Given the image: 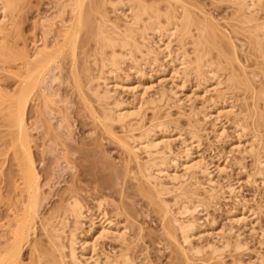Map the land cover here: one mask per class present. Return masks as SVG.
I'll list each match as a JSON object with an SVG mask.
<instances>
[{
    "label": "rangeland",
    "instance_id": "1",
    "mask_svg": "<svg viewBox=\"0 0 264 264\" xmlns=\"http://www.w3.org/2000/svg\"><path fill=\"white\" fill-rule=\"evenodd\" d=\"M10 1L13 3L14 9L10 13L11 15L8 14L7 19H5L6 21L3 27L6 29L7 33L5 32L6 36L4 34L3 40H5L4 41L5 43L7 42L6 43L7 45L9 44L8 45V47H10L9 51L13 49L11 52L17 53L19 55V58L18 60L15 61L12 58L11 55L12 53L9 54L8 51L4 52V54L0 56V101H1L0 114H2L0 115V194H1L0 248L4 246L5 242L7 241L6 239H8L9 236H11L10 233L12 232V229H14L11 227L13 226V223L15 221L14 217L17 216V214L20 215V213L22 212L20 189H22L23 186H22V181L19 179H21L20 177L22 174V170L26 164V155H24L25 153L23 154L18 147L14 148L12 146L16 142L15 140L17 139L18 135L16 132L17 129L14 124L15 118L13 116L12 111L8 107L9 102L11 101L9 95H12L18 90L19 81H20L18 76L20 75V72L17 70L23 67L24 61L33 60L35 53L38 51H54L56 48L60 46L62 41L63 31L66 26V22L68 21L69 18L68 0H10ZM199 1L200 0H198V2ZM201 1L199 2L200 4L199 3L196 4H199V7H201L200 6L201 3L202 5L204 3L205 6H202L205 7L204 10L206 12L207 10H209L210 14L211 15L213 14V17L215 16L214 18L217 19V22L219 24L222 23L221 19H223L224 17L227 18L229 17L231 19L230 17L231 15H229V12H231L230 10L232 9V7L226 5L228 2L224 1L226 3L225 4L223 1L222 2L213 1L214 3L212 4L211 3L212 1L210 2V0L207 1L201 0ZM208 2H210V4H208ZM227 6H229L230 8ZM214 7L215 10L213 9ZM109 8H110L109 6L108 8H106V13H107V9ZM111 10L112 9L110 8V12L108 11L107 13V15L109 14L111 20L116 19L115 17L118 16H119L118 17L119 20L120 18L122 20V17L119 14L115 13L116 14L115 15L112 13ZM222 15L225 16H223L222 18L221 17ZM259 15L260 17L263 18L264 12L263 14L259 13ZM225 19H223V21H226ZM230 19L229 22L231 21ZM222 25L223 24H221V27ZM227 25H225V27L223 25V29L226 30V32H227V28L230 30V27H228ZM87 29L88 28H86L85 31L88 32ZM229 30L228 33H230V35L231 34L234 35V33L229 32ZM85 31L83 29L80 32L81 35L79 36L81 37V39H78L79 48L77 49H80L82 47V45H80L79 42H81V44L83 43L87 44L85 41L87 39V36H85L86 35ZM89 38L91 39L90 36H88V39ZM234 38L232 39L235 40L233 41L235 42V45L239 46L237 48L239 49L240 52L238 50L237 51L239 53L238 54L239 59L242 62V63L240 62L241 65L239 66H243L241 67V72L244 69L242 73L245 72L243 75L245 76V80H247L245 82L243 81L244 78L241 80L242 77L240 76L241 73L240 67L238 66L237 63L233 64L235 65L236 69L239 68L238 70L239 72H238L233 67L235 70L234 75L236 79L238 75L240 76L238 79L241 83L239 84V87H243L244 83L246 84L247 82H249L246 85L247 87H249L248 85L251 86L253 84V89L257 87L255 90L264 92V64L260 65L259 63L261 59L260 60L256 59L257 58L256 56L254 58L251 55L248 56L249 54H247L248 52L247 50L249 48L247 46V43L244 41L245 42L244 44V42L238 40V38L242 39L244 37L240 38V34H239L238 37L234 36ZM92 42L89 41L88 44L89 46L85 45V47L87 46L88 49L87 47L86 48L82 47L85 48L83 49V51L82 48L78 50L76 58H78L77 59L78 63L81 64V66L82 64L87 65V67L90 68L89 73H91L92 76L97 75L98 78V75L101 74L99 73V71H101L102 69L101 67H99L100 64L98 63L95 64L94 60L90 57L92 56L91 54H93L92 53L94 50L93 48H95V44ZM91 45L92 48H90ZM177 45L178 44L175 42L172 44L171 50L173 52L177 51L178 48ZM88 52L91 54H89ZM213 53L215 52L213 51ZM244 53L247 54V58ZM139 55L136 54L135 59L136 61L138 60L137 64L138 66L140 64L139 69H141L144 65V63L142 62L143 61L145 62V60H141L142 59L140 58L141 55L140 57ZM86 56L90 57L89 60L88 58H86L87 62L86 59L84 60ZM84 61L86 62L85 64ZM157 61L158 62H155L153 64L150 62L151 67L146 65H145L146 67H144L145 68L144 73L148 77L147 81L150 84L152 83V85H150L151 88L147 91V94L149 93L147 95L148 97L146 96L145 97L147 98V100L150 98L149 99L150 102H153V100L155 102L156 99L158 101L159 100L157 95L158 93L155 94L154 92L162 91V92H166V101L164 98V100H162L160 103L153 102L155 106L153 105V103L152 106L148 104H146L147 106L144 105L143 109L141 110V112H143L141 113V115L144 116L141 117L142 126L134 127V129L137 128L138 130L137 132L136 130H134V133L132 132V134L137 136L139 134V127L140 128L142 127L143 129L145 128V130L148 128L147 130H150L152 131V133L154 132L156 134H159L160 132L162 133L161 130L167 131L166 133L167 134L169 133V135L171 134L170 136H172V134H176V131L179 130L178 132L179 134H181V137L178 138L177 136H175L174 138L173 136L174 139L171 138L172 139L171 153L173 154L172 155L173 157H180V158L184 157L183 155L184 147L182 145L183 143H181L182 140H190V135L192 137V134L193 136H195V138L197 137L199 140V145L198 148L196 149L197 152H195L196 153L195 159L197 160L198 157V160H200V162L203 159V161L205 162L202 161V164L203 163L205 164L207 162H208L207 164L213 162L215 163L217 162V160H219L217 163L222 165V166L220 165V167L225 166L224 167L225 171L223 169L220 172L219 171L211 172V179L214 182L213 184L215 185L207 184L206 179L202 174L201 175L199 173L195 174V177L193 175L194 177L193 181L194 180L197 181L198 179L197 182H199L201 186L197 187V185H195L196 187L192 186L191 189L193 187L199 188L197 189V192H195L196 191L195 188H194L195 191L194 190L193 191L198 196H200L198 199H201L202 202H204V206H206L199 209V211L204 209L202 212H200L201 214L200 213L196 214V218H197L196 224L198 225L197 226L198 229L201 230L200 227L204 225L203 227H207V228L209 227L208 228L209 230L215 226L214 228L218 230L223 229L224 231L225 230L227 231L228 228L231 226L229 223L228 213L230 214L231 213L230 211L234 209L235 206H237L236 204L241 202L240 205L243 206V209L246 212L247 217L250 216V212H251V216L249 218L252 220H249V218L248 220L250 222L253 221L251 222V225L253 224L254 225L252 226L253 228L249 227L247 229L243 228L242 225H238V226L234 225L233 227L235 232L237 234H240L241 236L240 238L242 239L241 241L243 243L244 242L246 243L247 249L239 252H233L231 251V249H228V251L225 250L224 251L225 253H223L221 258L222 261L221 262L219 261V263L231 264L232 260L230 258H234V260L235 259L238 260V258H235L236 256H238L240 258V261L245 264L255 263V261L257 260L260 261L262 258L264 259V179L259 177H254V174L257 169V165H256L257 159L260 158L261 160L264 161V103H263L264 101L261 99L262 97L259 95L260 92L258 91L259 92L258 93L255 91L254 93L253 92L254 90L250 87V89H252V93H250V97L251 95L254 96L256 95L257 96V97L255 96L256 101L259 96H260L259 99L262 100V101H258L256 104L254 100L252 99L249 100L250 97H249V92L247 91L248 88L245 89L243 87L238 89L239 87L236 85L235 88L232 87L234 89L233 90L232 88H230L231 86L229 87L228 84L225 82L227 76L226 77L220 76L219 82L221 84L216 86L218 92L217 93L211 92V96H212L211 98L213 99L215 104L217 103L216 104L217 106H220V108L223 107L224 110H228V111L232 110L231 111L232 114L227 115L226 118L221 117L222 120L221 125H223L225 134L223 133L220 136L217 135L218 136L217 137L214 131L216 129L212 128L213 119L209 117L206 119L203 117L204 115L203 113H205L207 107L209 106L207 105V103H205L204 94L202 95L204 98L199 97L202 94L201 88L205 86V82L203 80H199L194 77L188 78L187 80L189 82L186 80L185 83L186 85L184 88L185 93L189 94L193 90L192 92L194 93V96L196 95L197 97L198 95V97L197 99L193 97L191 100H189V102H187L182 100L183 97L181 96V94H178V97H180L181 101L176 104L174 97H172V94L169 93L171 88L170 85L168 83H165L166 81L164 80V77H166L165 76L166 74H164L163 76L162 73L163 70L168 67L167 63L169 60H164L163 58H161V56H158ZM71 62L72 61L68 53H64L58 59L57 64H55L51 70L45 72L41 76L40 83L38 84V87H36L32 95L30 96V99L28 100L24 113V126H25L24 138L27 141L29 153L39 177L38 180L39 197L41 199V207L39 210L40 211L39 213L41 215L40 217L43 218L44 220L45 218L46 220L49 219L47 220L48 222L52 221L53 223L57 224V222H59L60 220L59 218L61 217V215H63L62 211L66 209L62 207L68 201H71L73 198H75V196H73L75 194L76 199L78 197V199L81 200L80 202H82L84 204V207L86 206L85 208L88 209L90 212V213L86 212L85 215L86 217L87 216L88 217L82 219L81 221L82 226L80 231L82 233H85L89 229V222H88L89 217L92 213H95L97 209L96 205H98V203L96 202L98 201V199H100L99 202L100 203L102 202L101 204L111 220L112 218H114L113 219V221L115 220L114 222H117L124 226L126 225L125 227H129V229L126 231L127 234L126 243L128 244L127 246L126 243L120 246L121 244H118L116 242L103 240L101 243L102 250L99 249L100 253H102L101 251H103L104 249V252H108L107 254L117 256L119 255V253H122L123 251H130L128 252V254L131 256L130 258H133L134 262H136L137 264H185L181 259H178V257H176L178 256L175 255L176 253L175 254L172 253L173 252L171 250L172 248L170 249L172 245L169 243V241L167 242L165 240L167 238L163 236L164 233L162 230L160 215H158L159 212L157 211V207H156L157 205H155L157 202L150 201L146 196L145 197L143 196L145 193L143 194L138 191L140 189L142 190V183H140L141 184L140 185L137 183V181H135L137 179L138 182H140L139 181L140 178L137 177L138 175L136 176V179L133 177L134 181L130 180L132 176H129V174L136 168L133 169L129 168L131 171L128 170V172L130 173L126 172L128 168H126L127 163L125 164L126 161H124L125 155H123V152L121 151V148H119V145H117L118 143L115 141V139L111 137L114 139L112 140L109 137L110 135L108 136L106 134L107 132L101 127V125L99 124L96 118L97 116L101 117V113H103V110L105 109L107 110V108H112V106H114L113 102L117 103L118 101L119 103L123 102L122 104L133 105L134 98H132L133 97L131 96L132 94L130 93L131 94L130 95L128 91H125V89L117 88L115 90H112L111 94L113 96L111 95V99L108 102H104V103L98 102L93 96L92 91H94L97 85L100 87V89L98 86L96 87L97 90L99 89L98 90L99 92H102L104 90L102 80H99L97 82L96 81L92 82L91 86L87 89L88 91H86V87H84L83 89L84 94H86L84 98H86L87 100L83 98L81 99L80 96H78L79 94L75 89L74 79L72 77L73 75H72ZM78 63H77V67H80ZM129 63L130 61H125L124 65L123 64L121 65L120 72H118L117 77H119L121 80H124L123 82H125L126 80L125 78L126 75H132L129 69L133 64L132 63L129 64ZM261 63L264 62H262L261 60ZM98 68H100L101 70ZM103 71L104 72L106 71L105 72L106 74L103 73L101 75L103 77L108 78L107 69L106 70L103 69ZM229 71H226V73ZM92 72L94 74H92ZM95 72L98 74H96ZM160 78L163 80L159 81ZM229 85L234 86V84H229ZM237 89L239 91L240 90L242 91H240L239 93ZM243 89L245 91H243ZM245 93H247V95ZM151 97H153L152 101H151ZM255 97L252 96L253 99ZM2 99L5 101H3ZM87 101L90 102L87 103ZM190 101L192 102L190 103ZM246 103L247 105L243 106ZM251 106L252 108H250ZM155 107H157L158 109ZM152 109H155V111ZM253 113H255L254 114L255 116L253 115ZM7 114L9 115V118ZM235 115L237 117H235ZM256 115L260 117V118L258 117L259 120ZM239 116H246V118L248 117V119L246 121L245 117H239ZM254 117L257 119V121H255L256 119H254ZM241 118H243V121H240L242 120ZM244 121H246V123H243ZM158 123L160 125L161 123L162 124L165 123L164 125L166 128L158 127L160 129H156L157 126L156 128H154L155 127L154 125L156 124L159 125ZM238 123L239 126H241V124L243 126L244 124L243 128H240L241 130L236 129V126L238 127ZM152 129L155 131H153ZM174 129H176V131ZM112 130L114 131L113 133L117 135V136L115 135V137H121L123 136L124 131L126 133L127 129L126 130L122 129L120 126H117V124H114V126H112ZM235 130H237L239 135L241 134L240 135L241 148L239 150L240 153L236 151L237 149H234L236 151L235 152L231 146V144L233 143L231 141L232 140L235 141L236 138L234 134ZM253 136L255 138H253ZM250 143H253L254 145L253 148H255L254 152L252 153L250 152L248 153L245 151L246 149L248 150V146ZM242 147L245 149H243ZM141 157L144 158V155H142ZM122 166L125 167L126 169L125 172L128 173V175L126 174V176L124 174L125 177H123L124 170L122 171V169L124 168H122ZM129 166L127 165V167ZM131 167H135V166H133L132 164ZM177 170L180 173V174L178 173L179 175H183L184 171L182 168L178 167ZM188 173L185 174L188 176V177L186 176L185 178L186 181L185 179L184 181L182 180L184 183L187 182L189 178L192 179V177H190L191 175H189L190 173L189 174ZM131 174L134 176V173ZM193 181L191 180L190 184L193 183ZM164 183H167V181H165ZM188 184L189 183L187 182L186 185L188 186ZM229 184L234 185L236 191L234 194L235 197L238 195L237 196L238 199L234 198V196L233 197L229 196L228 190L226 188L228 187L227 185ZM136 185L138 187L140 186L139 187L140 189ZM212 187L215 188L214 189L215 191L213 193L216 196V197L214 196L213 199H211V197L209 198V194H210L209 191L213 189ZM165 197H166L165 200L170 201V197L168 196ZM66 198H70V199L72 198V199L71 200L67 199V201H64L66 200ZM59 208H62V211L61 209L58 210ZM116 209L118 210V212L121 213L119 216L117 213V217H114L115 214L113 215V213L116 212ZM57 211L59 212L61 211L60 217ZM156 211L158 212V214L156 213ZM252 211L253 212L255 211L254 215L252 214L253 213ZM36 227H37L35 233L36 238L34 239L36 240L39 239V242L42 241L43 243L45 238L42 235H44V233L41 232L42 230H40V226L38 227V224ZM67 228L69 230L70 227ZM250 229H252V231ZM201 236L202 237L199 240L193 238L194 240L193 243H195V245L203 246L205 245L204 242L207 243L208 241H210L207 235H201ZM226 236L228 237V235ZM231 237L233 238L229 240L232 242L234 241L233 239H235V237L233 235ZM202 238L204 240H202ZM36 240H32V241H36ZM44 244H46L45 245L46 249L48 248L47 242L45 240V242L41 244L43 248L42 251H44L45 248ZM28 247L30 249V246ZM123 247L125 249H123ZM25 248L26 249H23L21 254L20 264H35V262L37 261L35 255L34 257H32L31 253L28 251L29 249L27 248V246ZM40 248L41 246L39 247V249ZM78 251H80V248L78 249ZM29 253L31 255L30 257L36 259V261L32 262L31 258L29 259ZM232 253L234 254V257L232 256L233 255ZM203 254L204 255L202 256L206 259L207 253H203ZM202 256L198 258L202 259L203 262L201 260L197 262L196 261L197 258H196L194 261L191 260L192 262L191 264H210L213 261L217 262L216 260H213L210 261V263H208V260L211 259L209 255L207 256V258H209L207 259V262L205 261V259H203ZM177 260L178 261L181 260L179 261L180 263L177 262ZM41 261H45V263L43 264L52 263V262H47V259ZM262 262H264V260ZM36 264H38V262Z\"/></svg>",
    "mask_w": 264,
    "mask_h": 264
},
{
    "label": "bare ground",
    "instance_id": "2",
    "mask_svg": "<svg viewBox=\"0 0 264 264\" xmlns=\"http://www.w3.org/2000/svg\"><path fill=\"white\" fill-rule=\"evenodd\" d=\"M68 1H69V18L68 21L66 22V26L63 31L62 41L60 46L56 48L54 51H38L35 53L33 60L24 61L23 67L21 66L22 68L17 70L20 72V75L18 76L20 80L18 90L12 95H9L11 101L9 102L8 107L12 111L13 116L15 118L14 124L17 129L16 132L18 135L17 139L15 140L16 142L15 143L13 142L14 144L12 146L14 148L18 147L23 154L25 153L24 155H26V164L24 163L25 166L22 170V174L20 177L21 179H19L22 181V186H23V188L20 189L22 212L20 211L21 212L20 215L17 214V216L14 217L15 221L13 223V226H11L14 229H12V232L10 233L11 236H9V238L6 239L7 241L5 240L6 242L4 246L0 248V264H20L21 254L23 249H26L25 248L26 246L28 249H29L28 246H30V249L28 251L31 253L32 257H34L35 255L37 261L36 259L31 258L30 257L31 255L29 253V259L31 258L32 262L36 261L35 264L37 262L38 264H43L45 263V261H41V260H45V259H47V262H52L49 264H53V263L55 264H98V263L99 264L100 263L101 264H135L136 263L134 262L133 258H130L131 256L128 254V252L130 251H123V252L120 251L122 253H119V255L117 256L107 254L108 252H104V249L103 251H101L102 253H100L99 249L102 250L101 243L103 240L116 242L118 244H121L120 246L124 245L126 243V238H127L126 231L129 229V227H125L126 225L124 226L117 222H114L115 221V220L113 221L114 218H112V220L110 219V217L107 215L104 207L101 204L102 202L101 203L99 202L100 199H98V201L96 202L98 203V205H96L97 209L95 213H92L89 217V221H88L89 229L85 233H82L80 231L82 226L81 221L82 219L88 217V216L86 217L85 213L89 212V210L85 208L86 206L84 207V204L80 202L81 200L78 199V197L76 199L75 194L73 195L75 196V198L72 197L73 198V199L71 198L72 200L70 198H66V200H64V201H67V199L71 200L68 201L67 203L63 202L66 203L62 207V208H66L65 210L62 211V208L58 209V210L61 209L63 215L60 214L61 211L60 212L57 211L59 213V217L61 215L60 218L58 217L60 220L59 222H57V224L53 223L52 221L48 222L47 220L49 219L46 220L45 218L44 220L43 218L40 217L41 215L39 213L40 212L39 210L41 207V199L39 197V185H38L39 177L36 168L33 164L32 158L30 156L29 149L27 146L28 145L27 141L24 138L25 135L24 113L28 100L30 99V96L32 95V93L40 83L41 76L45 72L51 70L53 66L57 64L58 59L64 53H68L72 61L71 62L72 75H73L72 77L74 79L75 89L79 94L78 96H80L81 99L83 98L87 100L86 98H84L86 96L83 90L84 87H86V91H88L87 89L91 86L92 82L94 81L97 82L99 80H102L104 90L102 89L103 91L99 92L98 90L100 89V87L97 85L99 89L97 90L96 89L97 86H96L95 87L96 90L94 89V91H92L93 96L98 102L101 103L108 102L111 99L112 90H115L117 88L125 89V91H128L129 94L130 93L132 94L130 95L133 96L132 98H134V101L132 100L133 105L122 104L123 102L119 103L118 101L117 103L113 102L114 106H112V108H107V110L105 108H102L105 110H103V113H101V117L97 116L96 118L99 124L101 125V127L107 132L106 134L108 136L110 135L109 136L110 138L113 137L115 139V141L118 143L117 145H119V148H121L123 155H125L124 161H126L125 162V164L127 163L126 168H128L126 172H128V170L130 169L136 168L134 169L135 171L133 170L134 172L133 171L131 172L134 173V176L130 172H128L130 173L129 176H132L130 180L134 181L133 177L136 179V176L138 175L137 177L140 178L139 180L140 182H138L137 179L135 181H137L138 184L142 183V190H144L142 191L139 188L140 186L138 187L136 185L140 189L138 191L143 194L145 193L144 195L143 194L142 195L144 197L146 196L150 201L157 202L155 205H157L156 207L159 214L157 211L156 213L160 215L162 230L165 235L163 233L162 234L165 238L168 239L165 240L167 242L169 241V243L173 246L172 247L168 243L171 246L168 247H170V249L172 248L171 249L173 251L172 253L173 254L176 253L175 255H178L176 257H178V259H181L185 264H191L192 263L191 260L194 261L196 258L198 259V260L196 259L197 262L200 260L202 261V259L198 257L204 255L203 253H207V256L209 255V257L212 259V260L211 259L208 260V263H210V261L216 260L217 262L213 261L211 263L222 264L219 263V261L220 262L222 261L221 258L223 253H225L224 252L225 250L228 251V249H231V251L233 252L246 250L247 249L246 243L245 242L243 243L241 241L242 239L240 238L241 237L240 234H237L235 232L233 226L242 225L243 228L247 229L249 227H252L254 224L251 225V222L253 221L251 222L249 221L252 220L249 218L251 216V212H250V216L247 217L246 212L243 209V206L240 205L241 202L236 204L237 206H235V208L230 211L231 212L230 214L228 213L229 223L231 226L228 228L227 231L226 230L224 231L223 229L218 230L214 228L215 226L214 227L211 226L212 228L210 230L208 229L209 227L208 228L203 227L204 225L203 226L200 225L202 227V228L200 227L201 230H199L197 227L198 225L196 224L197 221L196 214L202 212L204 209H202L201 211H199V209L206 206H204V202H202L201 199H198L200 196H198L195 193L197 192V189H199V188H195L196 187L195 185H197V187L201 186L200 183L197 182L198 179L197 181L194 180L195 182L193 181L195 174L199 173L200 175L201 174L204 175L207 184L212 185L214 182L211 179V172L212 171L220 172L225 167L224 165H223L224 167H220L221 164L217 163L219 160H217V162L215 163L213 162L207 164L208 163L207 162L205 164L204 163L202 164L203 159L201 162L200 160H198V157H197L198 161L195 159L196 158L195 152H197L196 149L198 148L199 145L198 138L197 137L195 138V136H193L192 134V137L190 135V140H182L181 143H183L182 145L184 147L183 148L184 157H182L184 159H182L180 157H173L172 156L173 154L171 153L172 151L171 140L174 139L175 136H177L178 138L181 137V134H179L178 132L179 130L176 131V129H174L176 131V134H172V136H170L171 134L169 135V133L167 134L166 133L167 131L161 130L162 131V133L160 132L161 134L160 133L156 134L154 132L152 133V131L150 130H147L148 128L145 130V128L143 129L142 127L141 128L139 127V134L137 136L133 135L132 132L134 133V130H136V132L138 130L137 128L134 129V127L142 126L141 117L143 115H141V113L143 112H141V110L143 109L144 105L148 104L152 106V103L154 102V100L153 102H150L149 100L150 98L148 100L146 98L148 97L147 95L149 94V93L147 94V91L151 88L150 85H152V83L151 84L148 83L147 81L148 77L144 73V69H145L144 67L150 66V62L152 64L158 62L157 61L158 56H161V58H163L164 60H169L167 63L168 67L165 68L162 73L163 76L164 74H166L164 80L166 81L165 83H168L171 87L169 93H171L172 97H174L175 103L177 104L178 102L181 101L180 97H178V94H181V96L183 97L182 100L187 102H189V100H191L193 97L197 99L198 95L197 97L196 95L194 96V93L192 92L193 90L189 94L185 93L184 91V88L186 86L185 83L188 78L194 77L199 80H203L205 82V86L201 88L202 94L199 97H203L202 95L204 94L205 98L204 97L203 98L205 100V103L209 105L207 107V110L206 109H205L206 111L204 110L205 113H203L204 114L203 117L206 119L208 117L213 119L212 128L216 129L214 130L216 136L217 135L220 136L221 134H223L225 131L223 125H221V121H222L221 117L226 118L227 115L232 114L231 112L232 110L230 111L224 110L223 107L220 108V106H217L216 105L217 103L215 104V102L211 98L212 97L211 92H215V93L218 92L216 86L221 84L219 82L220 76L221 77L227 76L225 82L228 84L229 87L231 86L230 88L232 87L235 88L236 85L239 87V84H241L240 81L238 80L240 76L242 77L241 80L244 78L243 81L244 82L247 81L245 80V76L243 75L245 72L242 73L244 71L243 68L241 72V67L243 66H239L241 65L242 62L238 56L239 49L237 47L239 46L235 45V42H233L235 41L234 36L238 37L240 34V38L244 37L242 39L238 38V40L242 42L245 41L247 43L249 49L248 50L245 49V50L248 51L247 52V54H249L248 56L251 55L253 56V58L256 56L257 57L256 59L259 60L261 59L262 62H264V17L262 18L259 15V13L263 14L264 12V5H263L264 0H210V2L212 1L211 2L212 4L214 2L225 1L228 2L227 4L224 2L226 5L232 7V9L230 10L231 12H229V15H231L230 16L231 19L229 17L223 18V16L225 15L221 16L223 19L226 18L225 19L226 21H223V19H221L222 23L221 21L220 23L223 24L224 27L227 24H228L227 26L230 27V30L226 27L227 32L226 30L223 29V25L221 27V24L217 22V19L214 18L215 16L213 17V14L212 15L210 14L209 10H207V12L204 10L205 7H202L205 6L204 3L203 5L201 3L200 5L201 7H199L200 4L199 2L201 0L199 2L198 0H195L196 2L193 0H68ZM210 2H208V4H210ZM108 6L112 9L111 10L112 13L119 14L122 17V20L121 18L119 20L118 18L119 16L115 17L116 19L111 20L109 14L107 15L108 11L110 12V8L107 9V13H106V8H108ZM215 7L213 8L214 10ZM13 9H14V5L10 0H0V56H2L4 52L8 51L9 54L12 53L11 54L12 58L16 61L18 60L19 55L17 53L11 52L13 49L9 51L10 48L8 47L9 44L7 45L6 44L7 42L5 43L4 42L5 40H3L5 32L7 33L3 25L6 21L5 19H7V15L10 14L13 11ZM229 19L232 21V23L231 21L229 22ZM86 28H88L87 29L88 32L85 31ZM83 29L86 32V35L85 34L84 35L87 36V39L88 36H90L91 39L89 38L88 41L87 39L85 40L87 44H84L83 43L84 41L82 42L83 44L79 42L80 45H82V47H85V45L89 44V41L90 42L93 41L92 43L95 44V48H93L94 50L92 49L93 54L89 53L90 51L88 52L93 57L90 55L88 56H90L94 60L95 64L97 63L100 64L99 67H101L102 70L100 68L98 69H100L102 72L99 71V73L103 74L106 72V71L104 72L103 69L104 70L107 69L108 78L103 77L101 74H99L100 77L98 75V78L97 75H94L96 76L94 77L91 75V73H89L90 68H88L87 65L82 64L81 66V64L78 63L77 60L78 58H76V55L78 50L82 48L81 47L80 49H77L79 48L78 39H81L79 35H81L80 32ZM228 30L229 32L234 33V35L231 34L232 38L234 39L231 38V35L230 33H228ZM174 42L178 44L177 45L178 48L176 52H173L171 50L172 44ZM85 48H82V51ZM90 48H92V45ZM213 51L215 53H213ZM136 54L138 55L140 54L141 57L140 55L139 57L142 58L141 60H145V62L144 61L142 62L144 63V65L141 69H139L140 64L139 66L137 64L138 60L136 61L135 59ZM247 54H245L246 58H247ZM90 57L86 56L84 60L86 58H88L89 60ZM261 60L259 63L260 65L264 64L261 63ZM125 61H130V63L133 64L129 69L132 75H126L125 77L126 83L123 82L124 80H121L119 77H117L118 72H120L121 70V65L122 64L124 65ZM86 62L84 61V64ZM77 63L80 65V67H77ZM236 63L240 67V72H241L240 76L238 75L237 79L234 75V71L235 70L238 71L239 68L236 69L235 65H233ZM233 67L235 68V70ZM226 71H229L230 73L229 72L226 73ZM92 74L94 73L92 72ZM161 80L163 79L160 78L159 81ZM122 82L125 84H123ZM248 83L249 82H247L246 84L244 83L243 87L245 89L248 88L247 91L249 92V97H250V93H252V89H253V84L251 86L248 85L249 87H247L246 85ZM229 84H234V86ZM243 87H239L238 89ZM250 87L252 89H250ZM256 88L253 89L254 93L255 91L256 92L259 91V90H255ZM238 89L237 91H239ZM243 91L245 90L243 89ZM154 93L155 94L158 93L157 94L158 99L160 100L157 101L156 99L155 102L160 103L162 100H164V98L166 101V92L161 91ZM247 93L245 94L247 95ZM259 95L262 97L261 99L264 101L263 98L264 92H260ZM252 96L255 97L256 95L255 96L251 95L249 100L251 99L254 100L256 104L258 101H262L261 99H259L260 96L257 98V101H256L257 96L254 99L252 98ZM152 99L153 97H151V101ZM146 100L148 101V103ZM89 102L90 101H87V103ZM191 102L192 101H190V103ZM246 105L247 103L243 106ZM250 108H252V106ZM152 110L155 111V109ZM254 114L255 113H253V115ZM235 117L237 116L235 115ZM239 117L246 118V116H239ZM258 117L259 116H257V118ZM241 119L242 120L240 121H243V118ZM247 119L248 117L246 118V121ZM254 119L256 118L254 117ZM246 121H244L243 123H246ZM255 121H257V119ZM114 124H117V126H120L122 129L125 130L127 129L126 130L127 134L124 131L123 136H121L122 138L115 137L116 134H114L113 133L114 131L112 130V126H114ZM164 124L162 123L161 125L156 124L154 125L155 126L154 128H156V126H157L156 129H160L158 127L166 128ZM243 126L242 124L241 126H239L238 123V127L236 126V129L241 130L240 128H243ZM234 134L236 136L235 141L232 140L231 142L233 143L231 144L230 142V144L233 150L237 149L236 151L240 153L239 150L241 148V139H240L241 134L239 135L237 130L234 131ZM254 136L253 138L256 137ZM113 138L111 139L114 140ZM253 146H254L253 143H250L248 146V150L246 149L245 151L248 153L254 152L255 148H253ZM142 155H144V158L141 157ZM256 163H257L256 164L257 169L254 174V177H259L264 179L263 177L264 161L258 158ZM132 164L135 167H131ZM127 165L128 166L131 165V166L127 167ZM124 166H122V168H124L122 169V171L124 170L123 177H125L126 174L128 175V173L125 172L126 169ZM178 167L183 169L184 171L183 175H179L180 173L177 170ZM187 173L191 175L190 177H192V179L189 178L190 181L187 180V182L189 183L188 186L186 185L187 182L185 183L183 182L187 176L185 174ZM191 180L193 181V183L190 184ZM165 181H167V183H164ZM168 182L170 185L168 184ZM230 184L227 185L228 187H226L228 190V194L230 197L234 196V198H237L238 195L236 194L237 196L235 197L234 194L236 192L235 187L233 184L232 185ZM192 186L195 187L191 189ZM194 188L196 191L194 190ZM214 189L215 188L211 189L212 191L211 190L209 191L210 192L209 198L211 197V199H213V197L215 196L213 193L215 191ZM165 196L170 197V201L165 200L166 198ZM0 198H1V194H0ZM254 212L252 213L253 215L255 214ZM117 213L119 216L121 212H118V210L116 209V212L113 213V215L114 214L116 215V216L114 215V217H117ZM37 224L38 227L40 226V230H42L41 232L44 233V235L42 236L45 238L47 242L48 248L46 249L45 246L46 244H44L45 246L44 251H42L43 248L41 244H43L45 240L42 243V241L39 242V239L38 240L34 239L36 238L35 233L37 230L36 227ZM67 227H70L69 230ZM250 230L252 231V229ZM201 235H207L210 241H208L207 243L204 242L205 245L203 246L199 244H198L199 246H197L195 245V243H193L194 242L193 238L199 240L202 237ZM226 235H228V237ZM232 235L235 237V239H233L234 241L231 242L230 240L233 238L231 237ZM32 240H36V241H32ZM202 240L204 239L202 238ZM127 245L128 244L126 243V246ZM40 246L41 248L39 249ZM79 248L80 251H78ZM123 249L125 248L123 247ZM207 256L206 259L202 256L206 262L207 259H209L207 258ZM232 256L234 257V254ZM235 258H238V260L237 259L234 260V258H230L232 260L231 264H245L240 261V258L238 256H236ZM262 259L260 261L259 260L255 261V263H246V264H264V262H262L264 259L263 260ZM179 261L177 260V262Z\"/></svg>",
    "mask_w": 264,
    "mask_h": 264
}]
</instances>
